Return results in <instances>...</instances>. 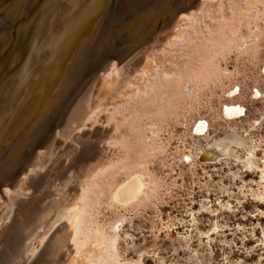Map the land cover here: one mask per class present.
<instances>
[{"label":"rangeland","instance_id":"rangeland-1","mask_svg":"<svg viewBox=\"0 0 264 264\" xmlns=\"http://www.w3.org/2000/svg\"><path fill=\"white\" fill-rule=\"evenodd\" d=\"M201 8L194 26L181 13L123 62L142 74V89L129 91L136 83L128 77L126 87L102 81L107 67L92 78L94 97L80 122L56 129L35 158L49 160L50 191L66 186L65 194L43 192L21 225L28 211L0 194V264H88L97 255L105 261L96 264H264V0H197L183 13ZM234 104L241 114L226 113ZM233 134L245 138L231 144L234 156L202 160ZM96 170L82 180L71 244L72 218L54 215L78 202V180ZM136 176L142 190L124 199L122 187ZM53 198L52 208L40 209ZM40 215L55 225L24 247Z\"/></svg>","mask_w":264,"mask_h":264},{"label":"water","instance_id":"water-1","mask_svg":"<svg viewBox=\"0 0 264 264\" xmlns=\"http://www.w3.org/2000/svg\"><path fill=\"white\" fill-rule=\"evenodd\" d=\"M117 1L4 2L9 9L1 14L0 36L8 37L9 42L0 51V72L12 70L9 82L16 87L14 95L10 90L0 97V115L5 117L0 121V194L6 184L13 186L22 177L39 151L48 147L56 129L80 122V115L73 116L74 105L95 75L111 61L129 60L150 44L159 29L197 0H141L144 4L128 6L124 11L123 7L116 11ZM17 46L21 49L19 56L7 59ZM66 55L71 65L63 63ZM25 64L29 65L26 74L33 73L16 79ZM61 67L67 74H60L62 79L57 81L51 79ZM34 74L36 82L30 79ZM47 74L50 79H45ZM2 79L0 73V83ZM228 156H234V152L202 160Z\"/></svg>","mask_w":264,"mask_h":264},{"label":"bare ground","instance_id":"bare-ground-1","mask_svg":"<svg viewBox=\"0 0 264 264\" xmlns=\"http://www.w3.org/2000/svg\"><path fill=\"white\" fill-rule=\"evenodd\" d=\"M202 1H203V3L205 2L206 4H209V2H212L213 0H202ZM4 2L7 3V0H0V17H1V14H4L9 9L8 7L5 9V7H4L5 3ZM140 2H141V0H118L116 11H120V9L122 7H123L122 10L124 11L128 6L144 4V3H140ZM153 8L154 9L156 8L155 4H154ZM204 9L205 8H201L200 10H194V11H191L189 13H182L180 15L179 19H180V21H183L187 25L194 26L193 23L196 22V20H198L200 15H202L204 13ZM0 26H1V19H0ZM7 41L9 42L8 37L0 36V51H2L4 49ZM20 52H21V49H19V46H17L15 51H14V55H13V51H11V54L7 55L6 58L7 59L11 58L13 60L14 56L16 55L18 57ZM66 57H67V55H66ZM63 63L66 65H71L72 61L70 60V58L67 57L65 60H63ZM123 64H124L123 62H118L115 60L111 61L107 66V70L105 72H102L101 75H102L103 79H101V80L113 82L115 86L124 85V87H126V85L128 83L127 84L124 83L123 79H125V77H128V78H131L135 81L134 84L136 83L135 84L136 87H134V89L129 90V91H134L137 88L142 89L140 87V84H139V79H141L142 74L135 73L132 68L127 67V66H126L127 68H125V67L122 68L121 66ZM28 66L29 65L25 64L24 66H22V68H19L22 70H21V73L18 72V76L16 77V79H22L23 78V77H21L22 75H24L25 77H30V74L33 73V71L30 74H28V73L26 74V71H27L26 68ZM154 66H157V64H154ZM61 69H62V67L60 68L59 73L52 77L51 75H52L53 69L51 68L49 71V74H51L50 75L51 79H55L57 81V79H62L60 74L61 75L64 74V76L67 74L66 69H62V70ZM36 71H38V70H36ZM0 73H1V75H3V79L1 80L2 82L0 83V97L3 95L7 96L9 94L8 92H11L16 87V86L13 87L9 82V79H13V72H12V70L7 69L5 71H1ZM37 73H39V72H37ZM37 73H36V75H38ZM49 74H47V76H45L46 77L45 79H50L48 77ZM165 74H167V73H165ZM145 75H146L145 79H150L149 75H147L146 73H145ZM64 76H63V78H64ZM24 79H26V78H24ZM30 79H34L33 82L37 81L35 79V74ZM60 81L61 80H59L58 82H60ZM120 81H122V83H120ZM33 82L30 83V87L33 85ZM92 85H93V83L90 85L89 89L86 92L82 93L79 100L74 105L75 107L73 109V116H76V117L78 115L81 116L84 111H87L86 109L88 107V104H89L92 96H93V93L91 92V86ZM28 88H29V86H28ZM126 91H128V90H126ZM10 95H14L13 91H12V93H10ZM131 95L132 94H128V96H131ZM114 96H115V94H114ZM111 98H113L112 95H109L106 99H111ZM97 99L100 103H103L105 101V99H103L99 95L97 96ZM225 110H226V113H228L229 115H238V114H241V112L243 111V108L240 105L234 104V105H226ZM100 111H102V108L92 109L89 112H87L85 119H84V122L88 123L91 120V118L96 116L97 114H99ZM4 119H5L4 114H1L0 115V121L2 122ZM205 128H206V122L201 121L198 124V126L196 127V130L203 132L205 130ZM0 133H1V131H0ZM244 139L240 138L236 134H233L228 139H226V141L224 139V140L220 141V143L218 142L217 144L211 145V147L209 149H207L204 154H205L206 158H214L220 153L233 152L231 150L232 149L231 144L232 143H236V144H240V145L244 144L245 143ZM47 149H49V147ZM90 150H91V148L85 149L84 151H82L80 153V155H78L79 156L78 158L82 159L83 157H85L87 155V153ZM211 155H213V156H211ZM41 162H42V164H36L35 160L32 161V163L28 166L27 170L24 172V174L22 175L20 180L16 184H13L14 186L12 188L9 185L5 186L2 190V193H1L4 196H7V197L9 196L11 198H14L15 200H18L20 202L22 212L28 211L29 216H26V218H24L25 219L24 221H21V219H19V221L17 220V222L20 223V225L29 222L28 220L30 218H32L31 214L34 215L37 212V203L40 201V199H42L43 192L48 193L50 191V188H51L50 184H52V183H50L51 181L49 178V170H47V168H46V165L49 163V160L46 159V160H43ZM98 171L96 170L94 172H90V173L88 172L85 175H83V177L80 180H78V183H77L78 186L83 183L81 185V187H78V190H79L78 202H76V204L68 206V207L60 206L62 208L58 209L59 211L56 212L54 215V218H60V219L62 218V219H64V221H68L70 218H72L70 222H67L69 224V226L71 227V231L67 236V238L69 239V242L71 244H73V243L75 244L77 237H78V234H79L78 231L80 229L79 226H80V220L82 217V212H81L82 205L80 203V199L82 197V186L85 185L83 181H85L87 179L90 180L92 178V176L94 174H96ZM19 182H20V184H19ZM22 187H25L24 191L26 193H29V194L25 195L24 193H22L23 192L21 189ZM53 190L61 192L63 194H65L67 191L66 186L53 188ZM53 190L51 189V191H53ZM141 190H142V178L140 176H136L135 178L130 180L126 185H124L122 187V191L121 190L120 191L122 192L123 198L124 197L134 198L135 196H137V194L140 193ZM54 203H55V198L50 199V200L46 199L43 203H41L42 205H41L40 209L41 210H48L49 208H52ZM44 215H46V214H44ZM44 215H42V216L40 215V217L38 219L36 218L37 216H35L31 220L34 223V225H39V226L34 233L30 234L24 240V242H23L24 247L31 244L37 238V236L40 232H42L44 230H46V231L50 230V228H52V226L55 225L54 221H52V220L50 222H45L42 224L41 222L44 218ZM76 227L78 229H77L75 237L72 241L71 238L73 236V233H74ZM45 236H48V235H45ZM0 257H2V256H0ZM95 258H96V260L90 261L88 264H96L97 261H100V262L103 261L101 256H99V255H97ZM104 261H105V259H104Z\"/></svg>","mask_w":264,"mask_h":264}]
</instances>
